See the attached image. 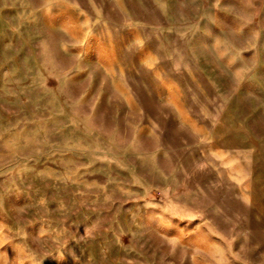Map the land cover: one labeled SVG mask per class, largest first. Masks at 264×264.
<instances>
[{"label": "rangeland", "instance_id": "1", "mask_svg": "<svg viewBox=\"0 0 264 264\" xmlns=\"http://www.w3.org/2000/svg\"><path fill=\"white\" fill-rule=\"evenodd\" d=\"M0 264H264V0H0Z\"/></svg>", "mask_w": 264, "mask_h": 264}]
</instances>
